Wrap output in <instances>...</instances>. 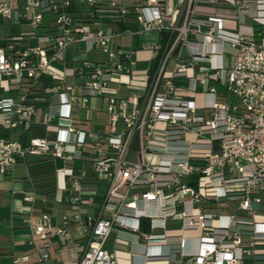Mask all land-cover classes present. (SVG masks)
Instances as JSON below:
<instances>
[{
  "label": "built area",
  "instance_id": "obj_1",
  "mask_svg": "<svg viewBox=\"0 0 264 264\" xmlns=\"http://www.w3.org/2000/svg\"><path fill=\"white\" fill-rule=\"evenodd\" d=\"M77 1L85 17L71 14ZM218 3L21 0L20 15L34 42L21 45L19 36L0 45V78L23 76L39 84L47 77L59 101H51L53 93L2 97L0 111L9 114L4 126L32 120L46 100L58 112H45L43 128L26 143L0 135V174L28 155L50 159L63 179L58 201L69 210L57 219L43 211L30 224L43 240L31 241L35 264H48V239L70 225L85 239L78 264H119L105 243L116 232L115 242L126 244L122 230L160 249L146 254L145 264H244L264 258V34L256 36L246 25L234 37L221 34L226 17L201 8ZM234 4L246 7L247 0ZM14 10L13 0H0V19H10ZM45 14L52 20L37 34ZM107 15L119 22L132 15L141 25L138 33L154 31L157 38L147 47L112 50L115 34L91 25ZM78 41L86 50L107 53L108 60L74 56L75 65H59L66 47ZM226 44L234 49L229 67L223 60ZM138 60L150 66L136 69ZM120 85L126 88L123 97ZM18 86L0 82L3 91ZM92 97L107 100V129L85 130L86 120L71 116L74 105L89 110ZM58 159L61 166L55 165ZM94 206L95 213L83 211ZM171 219L182 224L169 227Z\"/></svg>",
  "mask_w": 264,
  "mask_h": 264
},
{
  "label": "crops",
  "instance_id": "obj_2",
  "mask_svg": "<svg viewBox=\"0 0 264 264\" xmlns=\"http://www.w3.org/2000/svg\"><path fill=\"white\" fill-rule=\"evenodd\" d=\"M119 1L126 6L135 4V0ZM236 1L242 0H223L217 5L206 7L202 6L201 8L203 11L209 13L218 12L226 17L227 27L221 30L220 33L227 37H234L236 34V30L240 25L252 26L255 31V35H261L262 31H264V0H247L246 7L235 5L234 3ZM13 4L15 6V10L12 17L10 19H0V24L11 23L15 26H18L19 29L16 34L8 35L5 38L0 39V41L20 36L21 39L18 42L21 45L34 42L30 40L27 35L31 29L30 24L20 15L21 0H13ZM70 12L76 17L86 16L85 7L81 5L79 1L75 2L71 6ZM44 19L45 23L43 24V26H41V28L44 29L42 33L47 30L46 25L49 21L52 20V17L49 14H45ZM50 24L51 22L49 23V25ZM91 25L93 28H100L108 33L115 34L110 40V48L115 51L127 50L130 48L147 47L157 38V34L154 31L138 33L141 30V25L135 21L132 15H129L124 21L121 22L107 15L105 17L96 18V21L91 23ZM22 26H25L27 28H22ZM145 34H150V37L148 38L149 40L145 43H142L143 46H140V39ZM116 37H119L120 40L116 41L114 39ZM198 39H200V36H198ZM72 44H74V42L69 44L66 47L65 51L60 55V60L58 62L59 65H75L77 62L73 60L74 56H84L87 59L96 62L94 56H92V51L94 49L86 50L84 53H82V55H78V53L74 52V49L78 45ZM227 46L229 45L226 44L224 47L223 60L224 65L226 67H229L232 64L234 49L229 46L233 50V54H231L226 50ZM149 66V61L138 60L136 62L135 68L144 69L148 68ZM10 77H15L14 80L8 82L10 86L19 84L21 77ZM120 86H118V95L120 97H123L126 94V88L122 85ZM23 92L24 90L21 89L20 84L18 87H11L8 91H3L0 88V98H14L17 93ZM54 95H56V97H54ZM100 98L104 99L107 105L106 98ZM50 99L53 103H57L59 101V97L56 93H53ZM91 99L89 101V105H91ZM48 102L49 101L46 100V102L39 103L36 116L33 117L32 120L25 122L15 128H8L4 126V119L9 116V114L0 111V135L7 136L11 139L21 140L22 142L26 143L31 136H33L43 128L42 118L45 112L50 110H54L56 111V113L58 112V108H51ZM101 111L104 115H106V119L108 120H106L105 122H96L95 124H93L94 128H91L93 129V131L108 128V114L105 112V109H101ZM82 127L85 130H88L85 122H83ZM11 131L15 132L14 136L10 135ZM37 159L39 158L28 155L24 161H19L14 164L8 173L2 174L4 176H7L8 178L13 175L14 169L17 166L24 164L28 171V175L25 176V180L30 182L31 188H29L26 184H18L16 182L17 176H13L11 178V181H7L6 186L0 183L2 185H0V264H35L37 258L32 253L34 243L31 241L34 240L37 244H41L43 243V240L38 236L32 234L30 230V224L34 222L43 211L49 212L55 219L59 218L63 213L69 212L65 205L63 203H60L58 199L56 210L54 212H52V210H46V208H44L43 206V203H37V195L40 192H43V188L41 186H38L39 184L37 182L39 181L37 180L41 178H47L49 176L47 173L48 169H45L44 165L46 163H52L53 167L51 169H54L55 171L53 161L47 158H40V161H37ZM55 165H58L57 160L55 161ZM84 167L88 171L92 170L89 163H85ZM50 176H56V173H51ZM54 182L56 189L55 193H57V191L59 193V186L61 184H57L55 177ZM83 211H90L95 213L97 211V207L94 206L90 210L83 209ZM181 224L182 221L180 219H171L167 222V225L169 227H179ZM119 234L123 238L127 239L126 244H118L115 242V237L117 235L116 232H112L105 243L106 249H108L109 251H116L119 264H145L144 256L146 254L158 253L160 251V249L155 245L148 248L144 244L136 241L135 235L132 232L122 230ZM48 241L50 255L48 264H78L79 257L85 244V239L82 237L77 226H68L65 234L52 237L48 239ZM75 244L77 246H75ZM154 264L164 263L160 262ZM244 264H264V258L255 260L246 259Z\"/></svg>",
  "mask_w": 264,
  "mask_h": 264
},
{
  "label": "rangeland",
  "instance_id": "obj_3",
  "mask_svg": "<svg viewBox=\"0 0 264 264\" xmlns=\"http://www.w3.org/2000/svg\"><path fill=\"white\" fill-rule=\"evenodd\" d=\"M243 12V10H242ZM22 28H27L25 26H22ZM19 27L18 26H15L11 23H7V24H0V39H3L5 38L6 36L8 35H13V34H16L17 31H18ZM29 29V27H28ZM44 29H42L41 27L37 28V33L40 34L43 32ZM150 37V34H145L141 39H140V46H143L142 43H145L146 41H148ZM116 41L117 40H120L119 37H116L114 38ZM74 44H77L78 46L74 49V52L78 53V55H82V53H84L86 51V46H85V42L84 41H78V42H74ZM72 44V45H74ZM229 53L233 54V50L227 46V49H226ZM92 56H94V59L96 60V62H100V63H104L108 60V55L107 53L103 52V51H100V50H93L92 51ZM226 56V55H225ZM140 74V72H138ZM137 77H140V75H136ZM19 78V77H18ZM15 77H4V78H0V82H9L11 80H14ZM67 82L68 83H75V77L74 76H68L67 77ZM121 87V86H120ZM78 91V89H77ZM54 97H56V95H54ZM227 101L228 102H232L233 101V97L232 95L229 93L228 96H227ZM105 100L100 98V97H93L91 99V105H90V109L89 110H84V109H79L78 107H76L75 105L72 107V116L74 118H78V119H85V123H86V126L88 127L87 129L88 130H93L91 128H94V125L96 122H105L107 117L106 115H104L101 111V109H105ZM119 126L121 127V123L119 124ZM11 136H14L15 135V132L14 131H11ZM57 163H58V166H61L62 163L61 161L58 159L57 160ZM88 167V166H87ZM28 175V171L25 167L24 164L22 165H19L17 166L15 169H14V173L12 176L8 177L7 176H4V175H0V183L1 184H4L5 186L7 185V181H11V178L14 176H17V180L16 182L18 184H26L29 188H31V184L29 181H26L25 180V176ZM55 179L57 181V184H62L63 183V179L60 175H56L55 176ZM0 184V185H1ZM2 186V185H1ZM58 193V191H57ZM46 194L45 192H40L38 195H37V203L41 202L43 203V206L44 208H46V210H52V212H54L56 210V204L58 203L57 202V199L59 197V193L57 194ZM44 197V198H42Z\"/></svg>",
  "mask_w": 264,
  "mask_h": 264
},
{
  "label": "trees",
  "instance_id": "obj_4",
  "mask_svg": "<svg viewBox=\"0 0 264 264\" xmlns=\"http://www.w3.org/2000/svg\"><path fill=\"white\" fill-rule=\"evenodd\" d=\"M223 0H220V3ZM262 34H264V31H262ZM6 42L5 40L0 41V45H3ZM21 89L24 90V93L27 94L29 98H33L36 96H44V95H50L53 93V83L47 78V77H41L40 78V83L39 84H33L29 79L25 77H21V80L19 82ZM41 159H37V161H40ZM49 162V161H47ZM53 167L52 163H46L44 165L45 169L47 170L48 177L47 178H41L37 181L39 185L43 188V192L46 194H54L55 193V182H54V177L55 176H50L51 173H54V169H51ZM45 173V172H44Z\"/></svg>",
  "mask_w": 264,
  "mask_h": 264
}]
</instances>
